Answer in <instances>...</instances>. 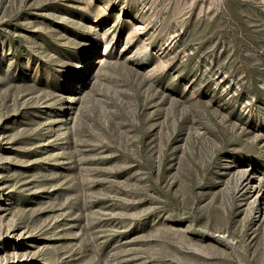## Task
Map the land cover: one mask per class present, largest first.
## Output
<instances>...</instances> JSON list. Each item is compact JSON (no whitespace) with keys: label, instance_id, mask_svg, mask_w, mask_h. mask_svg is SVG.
Segmentation results:
<instances>
[{"label":"rangeland","instance_id":"obj_1","mask_svg":"<svg viewBox=\"0 0 264 264\" xmlns=\"http://www.w3.org/2000/svg\"><path fill=\"white\" fill-rule=\"evenodd\" d=\"M0 264H264V0H0Z\"/></svg>","mask_w":264,"mask_h":264}]
</instances>
